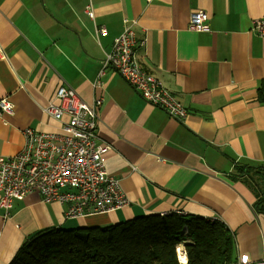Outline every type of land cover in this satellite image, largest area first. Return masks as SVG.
<instances>
[{
  "label": "crops",
  "instance_id": "crops-1",
  "mask_svg": "<svg viewBox=\"0 0 264 264\" xmlns=\"http://www.w3.org/2000/svg\"><path fill=\"white\" fill-rule=\"evenodd\" d=\"M194 12L206 14L207 32L189 30ZM125 20L134 21L139 64L179 100L182 120L149 106L103 68ZM255 20H264V0H0V100L12 106L0 114V155L21 150L26 128L57 129L44 108L66 85L86 103L102 99L97 142L109 146L106 172L129 201L113 212L66 219L63 206L31 193L8 219L0 210V264L44 230L170 213L223 223L234 257L259 261L264 213L254 203L264 187L249 177L264 174V103L257 100L264 38L253 31Z\"/></svg>",
  "mask_w": 264,
  "mask_h": 264
},
{
  "label": "built area",
  "instance_id": "built-area-1",
  "mask_svg": "<svg viewBox=\"0 0 264 264\" xmlns=\"http://www.w3.org/2000/svg\"><path fill=\"white\" fill-rule=\"evenodd\" d=\"M86 14L92 18L89 7ZM206 21L204 12L192 13L189 30L207 32ZM133 26V20L124 21L123 31L105 55L103 68L115 70L149 106L182 120L186 110L179 100L139 64L135 56ZM252 29L264 38V20H255ZM104 33L103 28L97 29V34ZM138 44L142 46L143 40ZM0 55L4 56L1 46ZM101 102V98H95L86 103L73 89L61 85L55 101L48 102L44 108L45 114L57 122V129L45 133L26 128L22 131L24 144L21 150L12 156L0 155L3 218L11 217L14 203L21 202L31 193H37L45 205L57 203L63 206L66 219L109 213L128 205L118 180L109 176L105 169L102 156L109 146L97 142L95 130ZM11 110V104L1 99L0 114H10ZM218 223L226 229L223 223ZM183 255L185 258L184 252ZM228 264H264V254L259 261H251L247 254H238Z\"/></svg>",
  "mask_w": 264,
  "mask_h": 264
},
{
  "label": "trees",
  "instance_id": "trees-1",
  "mask_svg": "<svg viewBox=\"0 0 264 264\" xmlns=\"http://www.w3.org/2000/svg\"><path fill=\"white\" fill-rule=\"evenodd\" d=\"M257 100L264 103V81ZM247 168L235 166V171ZM249 179L264 187V174L252 173ZM259 195L254 206L264 213L261 190ZM179 245L184 247V264H228L234 258L233 237L220 223L170 213L106 227L44 230L25 241L9 264H183Z\"/></svg>",
  "mask_w": 264,
  "mask_h": 264
},
{
  "label": "bare ground",
  "instance_id": "bare-ground-1",
  "mask_svg": "<svg viewBox=\"0 0 264 264\" xmlns=\"http://www.w3.org/2000/svg\"><path fill=\"white\" fill-rule=\"evenodd\" d=\"M177 255H178V259L180 261V263H185V258H184V255H183V250L181 247H178L177 248Z\"/></svg>",
  "mask_w": 264,
  "mask_h": 264
},
{
  "label": "rangeland",
  "instance_id": "rangeland-1",
  "mask_svg": "<svg viewBox=\"0 0 264 264\" xmlns=\"http://www.w3.org/2000/svg\"><path fill=\"white\" fill-rule=\"evenodd\" d=\"M178 247H181L182 250H183V252L185 253L183 245H179V246H177L176 248H178Z\"/></svg>",
  "mask_w": 264,
  "mask_h": 264
}]
</instances>
